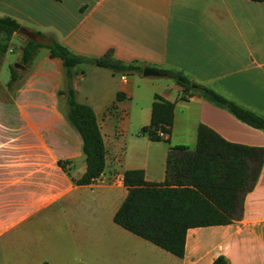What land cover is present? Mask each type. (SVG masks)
<instances>
[{"label": "crops", "instance_id": "1", "mask_svg": "<svg viewBox=\"0 0 264 264\" xmlns=\"http://www.w3.org/2000/svg\"><path fill=\"white\" fill-rule=\"evenodd\" d=\"M5 17L43 34L37 42L56 41L77 56L97 59L112 51L127 65L182 73L264 118V1L0 0ZM13 40L21 43L20 63L26 40L19 33ZM41 50L48 53L40 59ZM13 52L7 48L2 55L0 71L11 65L7 54ZM30 65L12 101H0V264H212L220 255L230 264H264V165L242 220L189 230L183 259L114 221L128 194L124 173L144 170L148 182H164L169 147L194 150L201 125L229 142L261 148L263 130L202 96L182 100V89L168 76L135 74L122 82L102 69L110 82L82 93L79 74L73 80L77 99L95 111L107 149L103 175L79 186L86 168L74 176L75 167L58 164L83 156L81 136L59 95L66 85L62 61L42 48ZM10 80H0V88ZM156 94L175 103L170 143L140 134L151 122ZM27 122L38 128L22 129ZM43 123L46 128H39ZM84 189L99 191L74 193ZM234 227L239 235L232 237ZM206 232L217 234L213 247Z\"/></svg>", "mask_w": 264, "mask_h": 264}, {"label": "trees", "instance_id": "2", "mask_svg": "<svg viewBox=\"0 0 264 264\" xmlns=\"http://www.w3.org/2000/svg\"><path fill=\"white\" fill-rule=\"evenodd\" d=\"M261 2L264 0H250ZM21 26L10 18H0L2 54L7 43L18 33ZM39 37L43 34L37 33ZM47 48L52 59L62 61L66 85L59 95L67 103V117L82 139L86 171L75 183L88 186L95 183L106 169L107 149L93 108L80 103L73 85L79 66L92 65L118 75H143L147 68L138 64H124L109 51L97 59L72 54L56 41L49 44L27 40L21 64L29 67L36 52ZM166 74L182 89V100L194 95L202 96L229 111L245 124L264 131V118L240 107L217 92L191 82L179 72L158 70ZM11 70L8 88L20 78L19 71ZM121 94H118L120 99ZM175 123V103L160 95L154 96L151 122L141 130L153 142L170 143ZM161 134L166 137L161 136ZM264 165V148L236 144L225 140L211 128L201 125L198 129L197 146H170L167 158L166 178L162 183L148 182L144 170H128L123 183L128 194L114 221L134 235L183 259L186 252L187 233L191 229L229 226L243 218L246 196L257 184ZM212 264H230L220 255Z\"/></svg>", "mask_w": 264, "mask_h": 264}, {"label": "rangeland", "instance_id": "3", "mask_svg": "<svg viewBox=\"0 0 264 264\" xmlns=\"http://www.w3.org/2000/svg\"><path fill=\"white\" fill-rule=\"evenodd\" d=\"M3 40L4 38H2V34H0V47L1 45H3ZM26 42H27V38H25ZM7 47L8 48H12L13 49V53H8L7 54V60L8 62L11 64H6L4 65V67L1 69L0 71V80L2 83H6L10 78H11V70H10V66L14 67L15 64L18 63V60H19V56H20V48H21V43L18 41V40H13V41H9L7 43ZM48 51L46 50H41L39 52V58H43L45 55H47ZM2 52H1V48H0V64H1V60H2ZM20 64H21V60H20ZM31 65H29L30 67ZM83 71H84V78L83 80H81V82L78 84V86H80L81 88V92H91L92 90H96L100 84H106V82H110V78L109 76H107L108 72L105 71V70H102V69H99L95 66H92V65H89V66H84L83 68ZM19 71V74L21 77H24L25 73L27 72H23V70H18ZM83 81V82H82ZM167 81V80H166ZM22 83H16L13 85L12 88H8L7 86L5 88H0V101L2 103H10L12 101V98H14L16 96V93L18 92L19 88L21 87ZM63 108H67V105H66V100L64 99L63 100ZM81 102L80 103H83L84 104V99H81L80 100ZM34 124V123H21V126H22V129L24 130H28L30 128H38L37 126L35 127H31V125ZM38 124H41V123H38ZM40 126V125H39ZM19 128V127H17ZM39 128H43L45 129L46 128V123H43V127H39ZM76 133L77 135H79V133L77 132L76 130ZM80 137V135H79ZM74 155L78 156L79 155V151H75ZM76 161V160H75ZM75 161H70V160H62L60 162H58L59 166L61 167H70V169H73L72 167H75L73 170H72V174L74 176H78L79 172H81V169H85L86 168V163H85V156L83 155L81 159L77 160V164ZM99 191V189H84V190H79V191H76L74 193L76 194H94V193H97ZM67 199H63L62 201L64 203H66ZM239 235V233L237 232V228L234 227V232L233 234L231 235L232 237L236 236V235ZM211 235V236H210ZM217 234H214V233H210V232H206V238L208 239V244L209 246H214V244H217L218 243V240L215 239ZM19 240V239H18ZM221 247L218 249L220 251ZM223 250L226 251V249L223 248Z\"/></svg>", "mask_w": 264, "mask_h": 264}, {"label": "water", "instance_id": "4", "mask_svg": "<svg viewBox=\"0 0 264 264\" xmlns=\"http://www.w3.org/2000/svg\"><path fill=\"white\" fill-rule=\"evenodd\" d=\"M18 33L22 35L23 37L27 38L28 40L37 41V34L29 31L26 28L21 27ZM14 68L17 70H23V71L26 70V67L20 63L15 64ZM143 76L145 77H165L167 75L161 72H158V71L151 70L149 68H145L143 72Z\"/></svg>", "mask_w": 264, "mask_h": 264}, {"label": "built area", "instance_id": "5", "mask_svg": "<svg viewBox=\"0 0 264 264\" xmlns=\"http://www.w3.org/2000/svg\"><path fill=\"white\" fill-rule=\"evenodd\" d=\"M126 80H127V76H126V75H121V81H122V82H126ZM161 136L166 137V136L163 135V134H161Z\"/></svg>", "mask_w": 264, "mask_h": 264}]
</instances>
